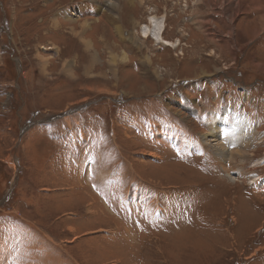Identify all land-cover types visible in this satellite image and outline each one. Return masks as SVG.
Masks as SVG:
<instances>
[{
    "label": "rangeland",
    "instance_id": "obj_1",
    "mask_svg": "<svg viewBox=\"0 0 264 264\" xmlns=\"http://www.w3.org/2000/svg\"><path fill=\"white\" fill-rule=\"evenodd\" d=\"M255 3L0 0V264H264Z\"/></svg>",
    "mask_w": 264,
    "mask_h": 264
},
{
    "label": "crops",
    "instance_id": "obj_2",
    "mask_svg": "<svg viewBox=\"0 0 264 264\" xmlns=\"http://www.w3.org/2000/svg\"><path fill=\"white\" fill-rule=\"evenodd\" d=\"M233 2V0H230ZM250 1V0H249ZM248 2V1H246ZM255 4H249V9L246 13V16L251 17V20L243 23V36H248L249 37V32L251 34L250 39L256 38L257 41L260 42V47L264 48V24H261V18L264 16V0H255ZM64 7L59 8L52 16L56 18V20H59V18H62L63 20H71L75 19L74 18L77 15V8H72L70 12H64L63 11ZM84 10V9H83ZM85 12V11H84ZM242 13L238 14L241 15ZM237 15V16H238ZM83 16L81 15L79 18H82ZM239 17V16H238ZM223 17L220 18L219 21H222ZM203 20V18H202ZM201 21V20H200ZM247 25H250L249 27ZM242 27L240 28L239 31H242ZM47 32V31H46ZM258 32V33H257ZM257 33V34H256ZM234 40V39H232Z\"/></svg>",
    "mask_w": 264,
    "mask_h": 264
},
{
    "label": "bare ground",
    "instance_id": "obj_3",
    "mask_svg": "<svg viewBox=\"0 0 264 264\" xmlns=\"http://www.w3.org/2000/svg\"><path fill=\"white\" fill-rule=\"evenodd\" d=\"M246 2H238V4L236 5L235 4V11L236 12H239V11H243V10H247V8H248V6H247V3L245 4ZM261 24L263 25L264 24V16L261 18ZM214 129H212V132L211 133H213L214 134ZM209 135H210V133H209ZM209 135H205V137L207 138V137H209ZM240 138V141H241V145H243L244 147H246V149L248 148L247 147V145H248V142H247V139H245V138H243V137H239ZM236 140V139H235ZM212 141H214V140H212ZM237 141H239V139H237ZM240 145V146H241ZM219 146V145H218ZM217 149H218V147L217 146H215ZM223 148V147H222ZM233 148V147H232ZM241 148V147H240ZM241 149H243V148H241ZM224 150V149H223ZM223 150H219L220 152H222ZM145 151V150H144ZM217 151V150H216ZM246 152V150H241V151H237V152H233V154H230L229 156L230 157H236V156H239V157H242V155L244 154ZM153 154V153H152ZM217 154V153H216ZM222 154H223V152H222ZM154 155V154H153ZM219 155H220V153H219ZM222 156V155H221ZM225 157V156H224ZM228 165H229V163H228ZM230 171V170H229ZM229 173V172H228ZM230 175H231V177L233 176L232 174H228L227 176L228 177H230ZM234 177V176H233ZM232 180H234V179H232Z\"/></svg>",
    "mask_w": 264,
    "mask_h": 264
},
{
    "label": "trees",
    "instance_id": "obj_4",
    "mask_svg": "<svg viewBox=\"0 0 264 264\" xmlns=\"http://www.w3.org/2000/svg\"><path fill=\"white\" fill-rule=\"evenodd\" d=\"M0 175H2V177L7 181H9L11 178V174L6 170L5 165L2 163H0Z\"/></svg>",
    "mask_w": 264,
    "mask_h": 264
},
{
    "label": "flooded vegetation",
    "instance_id": "obj_5",
    "mask_svg": "<svg viewBox=\"0 0 264 264\" xmlns=\"http://www.w3.org/2000/svg\"><path fill=\"white\" fill-rule=\"evenodd\" d=\"M247 111H250V110L247 109ZM183 147H185V146L183 145ZM171 154H172V153H171ZM169 155H170V154H169ZM169 155H168V156H169ZM172 155H173V154H172ZM174 156H175L177 159H181V160H185V159L188 158V157L185 155V153L183 152V150L180 151V156H182V158H180L178 155H174ZM204 158H206V157L204 156L203 159H204ZM249 177H254V176H253V174H251ZM210 178H211V177H210ZM256 178H257V177H256ZM249 184H252V183H249ZM242 186H243V187H247L248 185H246V184H242Z\"/></svg>",
    "mask_w": 264,
    "mask_h": 264
},
{
    "label": "water",
    "instance_id": "obj_6",
    "mask_svg": "<svg viewBox=\"0 0 264 264\" xmlns=\"http://www.w3.org/2000/svg\"><path fill=\"white\" fill-rule=\"evenodd\" d=\"M85 107V106H84ZM83 107H79V108H76V110H74V111H71V112H78L79 110H81ZM65 115V114H64ZM61 117H63V115H59V116H55L54 118H61Z\"/></svg>",
    "mask_w": 264,
    "mask_h": 264
}]
</instances>
